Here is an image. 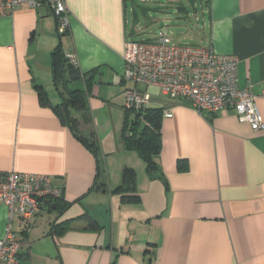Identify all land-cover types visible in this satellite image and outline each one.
Segmentation results:
<instances>
[{
  "label": "crops",
  "instance_id": "obj_1",
  "mask_svg": "<svg viewBox=\"0 0 264 264\" xmlns=\"http://www.w3.org/2000/svg\"><path fill=\"white\" fill-rule=\"evenodd\" d=\"M130 1L64 0L62 34L46 2L0 16V177L49 174L62 190L58 208L41 205L30 226L13 219L20 264H264V127L253 130L231 109L200 115L140 84L148 107L162 110L152 172L124 148L123 93L132 84L122 79V54L139 24ZM199 3L204 48L238 58L237 86H252L264 123V0ZM55 49L74 55L80 78L68 87L85 96L68 104L69 119L97 155L59 108ZM124 169L134 171L137 202L115 192ZM7 216L0 204V237Z\"/></svg>",
  "mask_w": 264,
  "mask_h": 264
},
{
  "label": "built area",
  "instance_id": "obj_2",
  "mask_svg": "<svg viewBox=\"0 0 264 264\" xmlns=\"http://www.w3.org/2000/svg\"><path fill=\"white\" fill-rule=\"evenodd\" d=\"M41 2L52 9L58 33H65L68 18L64 0H0V16L11 14L23 5L37 7ZM67 59L75 65L74 55H68ZM122 59V79L132 84L123 93L125 110L144 111L151 96L137 85H151L169 99L187 102L200 115L231 109L253 130L264 127L252 86H237L238 58L234 55L174 43L166 30L161 29L158 37L151 41L126 39ZM163 116H170V112L163 111ZM61 193L49 174L12 170L1 175L0 204L7 207L8 216L4 235L0 237V264H20L22 244L12 227L13 219L19 218L24 225L30 226L42 202H55L61 198Z\"/></svg>",
  "mask_w": 264,
  "mask_h": 264
},
{
  "label": "trees",
  "instance_id": "obj_3",
  "mask_svg": "<svg viewBox=\"0 0 264 264\" xmlns=\"http://www.w3.org/2000/svg\"><path fill=\"white\" fill-rule=\"evenodd\" d=\"M60 50V49H59ZM55 49L52 53V67L54 73V82L62 99L59 108L65 113L69 128L82 143L94 154L97 155V146L90 140L87 141L75 133L74 121L69 119L68 104L76 102L78 99L83 101L85 91L80 89H70L68 87V80L66 77L67 58ZM64 92H67L70 97H64ZM41 96V95H40ZM45 100L44 95L41 96ZM133 113L132 119L128 120V113ZM161 109H153L147 107L144 111L126 110V117L124 121V138L123 146L126 150H133L138 153L141 159L146 164L148 172H152L155 167L154 157L160 150V124H161ZM65 120V119H64ZM127 134L125 133V129ZM135 175L131 169H124L122 172V182L120 186L115 189V192L120 195L124 201L137 202L139 197L135 192L134 183ZM57 208L59 206V199L55 200Z\"/></svg>",
  "mask_w": 264,
  "mask_h": 264
},
{
  "label": "rangeland",
  "instance_id": "obj_4",
  "mask_svg": "<svg viewBox=\"0 0 264 264\" xmlns=\"http://www.w3.org/2000/svg\"><path fill=\"white\" fill-rule=\"evenodd\" d=\"M194 3L195 5L188 0H132L128 2V8L135 6L139 17L136 33L132 35L131 39L151 41L161 29L166 27L171 40L177 44L188 43L199 47L206 46V41L198 28L199 24L197 25L200 15L199 0H195ZM178 4L179 6L183 4L185 11H178L176 7ZM142 8L145 9L146 14L142 13ZM125 83L128 84V82ZM99 156L102 159L101 154ZM111 164L110 160L109 165ZM101 169V172L105 171L103 161Z\"/></svg>",
  "mask_w": 264,
  "mask_h": 264
},
{
  "label": "water",
  "instance_id": "obj_5",
  "mask_svg": "<svg viewBox=\"0 0 264 264\" xmlns=\"http://www.w3.org/2000/svg\"><path fill=\"white\" fill-rule=\"evenodd\" d=\"M66 75H67V79L69 81H76L80 78V74L77 70V68L73 65V64H70V63H67L66 64ZM42 208L44 209H56V204L55 203H50L48 200H44L42 202Z\"/></svg>",
  "mask_w": 264,
  "mask_h": 264
}]
</instances>
